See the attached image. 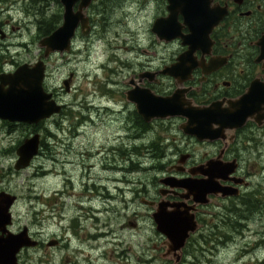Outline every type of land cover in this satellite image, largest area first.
Wrapping results in <instances>:
<instances>
[{
    "label": "flooded vegetation",
    "instance_id": "1",
    "mask_svg": "<svg viewBox=\"0 0 264 264\" xmlns=\"http://www.w3.org/2000/svg\"><path fill=\"white\" fill-rule=\"evenodd\" d=\"M142 2H144V10L151 9L152 6L156 9L155 20L150 25L153 47H163L165 50L173 47L179 49L168 57H160L157 52H152V57L133 59V63L128 64L131 67L129 70V73H132L131 78L125 84L126 91H123V96L126 99L123 108L128 113L127 119L112 116L114 110L109 107L103 109L104 116L111 117L113 123L117 120L122 122L124 119L126 124L122 122V130L129 129L132 141H136L137 144L139 141L145 140L149 134L154 133L157 127H178L182 136V146L179 148L180 150L176 149L173 153L170 152L173 143L167 146L165 139L156 138L149 143H142L144 145L141 147L133 148V154L129 156H134L140 149L145 150L150 158H155L159 163L153 166V170L155 169V172L158 170L159 174L154 178L155 181L152 182L151 188L144 184L142 190L132 189L133 195L128 206L137 202L141 203L142 206L153 212L151 213L152 219L161 204L165 205L169 213L177 212V206H179L182 214L188 215L189 217L186 218L191 222V217H194L197 230L195 233L189 234L185 246L177 253L170 252L168 238L159 235L160 239H165L162 245L165 250L158 248L161 258L164 259V264H178V262L183 264L186 257L194 258L189 264H201L197 255L200 249L203 252L211 253L204 264H213L216 262L215 256L221 253L218 246L222 245L225 239V234L216 230L221 227L230 229V226L236 228V222L241 224V219L247 220L253 210L259 212L260 215L264 211V177L262 175L264 174V97H259L264 92V53L262 51L264 49V42H262L264 39V0H213L210 9L227 8L228 15L214 28L209 40L200 43L192 57L184 59L181 57L190 51V47L184 46L182 40L167 42L153 33V25L157 20L169 18V1L142 0ZM178 21L183 26L182 34L189 35L190 30L181 15L178 17ZM44 52L45 50L42 49L37 62L45 63V91L52 94L53 99L62 104L65 109L58 116L61 118L60 121L54 122V125L58 129H62L61 126L64 124L62 120L70 119L68 128L72 139L69 141L72 142L68 143L69 146L82 136L81 129L88 122H92V119L90 116H85V110L88 107H83V111H80L82 119L79 123L72 120L75 118L76 112H71L68 117L64 115L67 108H71L70 105L68 107L65 105L61 96L63 90L67 92L66 80L63 81L61 88L51 86L49 61L55 54L45 59ZM145 53L150 54L149 51ZM4 63L11 64L3 62V65ZM19 66V62H13L11 64L12 71L11 68L6 69L4 66H0V75L10 74ZM73 76L69 77L71 79L70 91L67 93L71 92ZM139 90L148 91L154 96L162 98L171 97L180 90L182 98L190 102V106L194 108L214 106L212 113L218 122L212 123L211 126L214 130H220L218 136L201 140L185 134L181 127L188 125L187 116L151 123L145 121L139 115L137 102L128 100L132 91ZM243 97H246L247 120L241 127H237L234 126L237 121L231 120V113L238 110L236 104ZM124 111H120V115L124 114ZM112 117H115V120ZM229 124L233 126L224 128ZM8 126H11L9 122L0 120V130H4ZM120 138L123 141V137L120 136ZM116 144L119 145L114 147L113 144L110 149L112 154H116L114 164L109 162L105 166L103 169L105 176H108L109 171L115 176L123 172V166H119L118 162L119 158L121 162L124 160L125 151L122 152L121 141ZM41 151V156L43 153L46 154L44 144ZM68 153H72V151ZM78 165V167H82L81 164ZM63 168L64 170L60 173L53 172L54 175L57 174L56 177L61 175L64 178V186L61 190L57 189L56 195L64 198L66 194H70L76 197L74 193H71V190L78 185L79 178H81V190L83 189L75 205L77 211L79 210L82 214L78 215L76 211L71 218L69 225L71 235L80 245L92 242L98 244L103 241L114 242L119 239L118 225L121 234L124 232L127 221L113 225L112 220L118 221L122 216L118 206L124 204V195L118 184H123V180L116 178L111 180L108 177L103 179L100 175H92V167L88 172L84 171L79 178H75V175L65 170V166ZM209 173L214 174L212 175L214 177L212 185L209 184L211 182L207 183ZM165 180L181 181L182 187L175 188L165 185L163 183ZM198 183L203 186L202 191L195 193L188 190L189 184L196 186ZM237 202H240L241 206H236ZM102 204L103 208L100 209ZM53 214L59 216L55 211ZM103 214H105L104 217ZM111 214L115 215L114 218L110 217ZM133 215L138 217L136 212ZM91 220H93L92 225L90 224ZM129 227L137 228V224L130 221L126 225V229ZM10 230L12 228H9ZM34 239L39 243L36 250L51 248L49 247L50 243L54 245L52 248L60 249L68 246L67 242L70 241L61 239L57 235L47 240L43 233H39ZM117 244L114 243V246ZM156 248L154 246V249ZM124 255L128 262V254L124 252ZM143 257L145 258L143 264L154 262L152 257ZM70 264L92 263L73 259Z\"/></svg>",
    "mask_w": 264,
    "mask_h": 264
},
{
    "label": "rangeland",
    "instance_id": "2",
    "mask_svg": "<svg viewBox=\"0 0 264 264\" xmlns=\"http://www.w3.org/2000/svg\"><path fill=\"white\" fill-rule=\"evenodd\" d=\"M41 2L43 0H0V29L5 34L4 39L0 34V66L10 69L13 62L22 65L35 64L38 61L42 51L39 45L41 33L37 27L38 19L45 16L47 19L53 16L57 19L58 14H61L62 22L59 26L62 25L65 11L62 4L58 5L50 0V9L47 11L46 4L38 6ZM148 9L144 10L142 0H98L86 11L91 22L89 35L85 37L79 31L71 53L55 54L50 58L51 86L61 88L63 81L74 75L71 92H61L65 105L71 106L64 115L68 117L71 112H76L72 120L79 123L82 119L80 111H83V107H88L85 116L92 119V122H88L81 129L82 136L75 142L68 146V143L72 142L69 141L72 139L68 128L70 119L62 120L63 128L58 129L54 122L60 121L61 118H54L43 125L48 131L42 128L39 130L47 148L53 151L52 154L43 153L30 168L16 172L14 166L18 159L17 149L37 132L32 133L31 130L27 131L18 126H8L0 130V192L4 190L2 192L18 198L12 210L13 232L19 233L27 228L34 238L43 233L47 240L56 235L61 239L70 240L67 242L68 246L60 249L25 250L19 257L20 264H70L73 259L92 264H143V256L152 257L154 262L150 264H164L158 248L165 250L162 246L165 239H160L156 231L151 216L153 212L138 202L128 206L133 195L132 189L142 190L144 184L152 187L154 178L159 174L158 170H153V166L159 163L142 149L134 156L129 155L133 154L134 147H141L144 145L142 143H149L156 138L165 139L167 146L173 143L170 152L174 153L182 146V136L178 127L160 126L137 144L132 141L129 129L122 130L121 127L122 122L126 124L124 119L128 115L123 108L126 104L123 91H126L125 84L132 74L129 73L131 67L128 64L138 57H152V52H157L160 57H168L179 49L173 47L165 50L163 47H153L150 25L155 20L156 9L153 6ZM146 51L150 54H146ZM3 62L11 64L3 65ZM105 107L113 109L112 116L122 117L123 121L117 120L113 123L111 117H105ZM120 111H124V114L120 115ZM112 119L115 120V117ZM50 133L55 136L50 138ZM119 140L122 142L120 145H123L122 152L125 151L124 160L121 162L119 158L118 162L119 166H123V172L115 176L109 171L108 176H105L103 169L109 162L114 164L116 156L110 152L111 145L117 147ZM69 151L72 153H68ZM78 164L82 167H78ZM63 166L67 172L75 175V178H79L84 171L88 172L92 167V175H100L103 179L108 177L111 180H123V184H118L124 195V204H118L122 216L118 221L112 220V223L114 225L127 221V225L133 221L137 228L126 229L125 225L124 232L120 234L118 225L119 239L114 242L80 245L71 235L69 225L77 211L76 201L83 191L80 186L81 178L78 185L71 190L76 197L70 194H66L64 198L57 196V189L61 190L64 186V178L61 175L56 177L57 174L54 175L53 172H62ZM262 175L264 177V174ZM240 202H237L236 206H241ZM102 208L103 204L100 209ZM53 211L59 216L54 215ZM135 212L138 217L133 215ZM77 213L82 214L79 210ZM253 213L247 220L241 219L242 227H221L216 230L225 234V239L224 243L218 246L221 253L215 256L216 262L213 264H264V211L262 215L255 210ZM114 216L110 215L111 218ZM90 224H93V220ZM114 243H118L117 246H114ZM154 246L157 248L154 249ZM124 252L128 254V262ZM197 255L201 264H204L211 253L200 249ZM193 260V257H186L183 264H189Z\"/></svg>",
    "mask_w": 264,
    "mask_h": 264
},
{
    "label": "water",
    "instance_id": "3",
    "mask_svg": "<svg viewBox=\"0 0 264 264\" xmlns=\"http://www.w3.org/2000/svg\"><path fill=\"white\" fill-rule=\"evenodd\" d=\"M64 7L63 25L50 36L44 38L40 46L45 49V58L54 53H69L77 31L82 30L84 36L91 31L90 19L86 16V10L95 0H60ZM170 16L167 19L157 20L153 27V33L161 40L171 42L177 39L183 41L184 46L190 47V51L181 58L192 57L199 44L209 40V36L228 14L227 8L210 9L213 0H168ZM78 5L77 11L75 7ZM182 16L190 34L185 36L181 30L183 26L178 17ZM2 39L5 34L0 29ZM264 42V39L263 41ZM264 53V49H262ZM45 64L37 63L35 66L25 64L19 67L13 74L0 75V119L12 124H25L37 126L41 122L52 118L62 112L63 107L53 100V95L44 89ZM71 79L65 82L67 92L70 91ZM147 92V94H145ZM264 92L259 97H264ZM128 100L138 104L139 115L147 122L158 119H168L187 116L189 123L182 126L185 134L204 140L216 138L220 130H214L212 123H217L213 115L214 106L210 108H194L190 102L182 98L178 90L171 97L162 98L154 96L148 91H132ZM246 97H243L236 106L238 110L231 113V120L237 121L234 126L241 127L247 120L245 113ZM234 121V122H235ZM227 125L224 128L231 127ZM234 128V127H232ZM41 135L36 134L27 139L17 150L18 161L16 171L29 168L34 159L39 155ZM208 174V173H207ZM207 183L212 185L213 173H209ZM165 185L181 188L182 182L164 181ZM202 185H188L191 192L202 191ZM17 202V197L0 193V264H20L18 255L23 249L35 248L38 243L29 236L25 228L22 232L14 234L8 227L13 224L11 209ZM154 215L157 231L170 241V252H178L184 246L190 233H194L197 227L192 216V222L188 215L184 216L179 206L177 212H167L164 204L159 206ZM52 246V243L50 244Z\"/></svg>",
    "mask_w": 264,
    "mask_h": 264
},
{
    "label": "trees",
    "instance_id": "4",
    "mask_svg": "<svg viewBox=\"0 0 264 264\" xmlns=\"http://www.w3.org/2000/svg\"><path fill=\"white\" fill-rule=\"evenodd\" d=\"M53 1L56 2L58 5L60 3L59 0H53ZM45 4H46V10L48 11L50 9V7H49L50 0H43V2L38 4V6H44ZM46 10H42V11L47 12ZM45 12H44V14H45ZM61 18H62L61 14H58L57 19H55L54 16L52 18H49V19H47L46 16L43 17L42 19L41 18L38 19L37 27L41 33V34H39V38L42 39V38L52 34L58 28L59 24L62 22ZM17 126L18 125H13V127H17ZM18 127L22 128V129H27V131L31 130L32 133L39 132V130L41 128L44 129V126L42 124L38 127H28L27 125H20ZM44 130L48 131L47 129H44Z\"/></svg>",
    "mask_w": 264,
    "mask_h": 264
},
{
    "label": "bare ground",
    "instance_id": "5",
    "mask_svg": "<svg viewBox=\"0 0 264 264\" xmlns=\"http://www.w3.org/2000/svg\"><path fill=\"white\" fill-rule=\"evenodd\" d=\"M153 163V162H152Z\"/></svg>",
    "mask_w": 264,
    "mask_h": 264
}]
</instances>
